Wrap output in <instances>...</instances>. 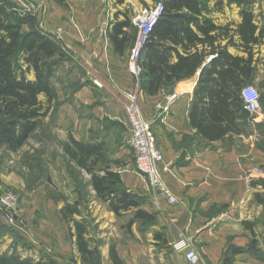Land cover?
<instances>
[{
    "label": "crops",
    "instance_id": "crops-1",
    "mask_svg": "<svg viewBox=\"0 0 264 264\" xmlns=\"http://www.w3.org/2000/svg\"><path fill=\"white\" fill-rule=\"evenodd\" d=\"M84 2L83 0L82 3ZM31 3L35 6L39 15L42 11L44 12L43 23L47 31L52 32L55 28H61V37L66 41V44H64L67 49L83 60L84 67L89 70L91 76L107 90L105 95L111 97V101L107 102L108 105H113V110L117 109L119 105L113 101V99H116V95L120 97L122 91H131L133 89V78L127 71L125 64L126 56L130 52L133 41L124 55L118 56L114 53L106 38V31L108 26V28L112 26L110 23L115 22L114 15L118 11H124L128 8L135 14L140 9L138 8V0H124V3L120 6L115 5L113 0L112 16L109 19V23H103L100 20V2L99 4L97 3V17L96 15L92 17L70 15L69 12L61 8H54V5H57L52 0H32ZM52 12L55 13L53 16H51ZM56 13L58 16H56ZM198 19L201 25H203L204 19H209L216 27H224L223 29L229 30L228 35L223 36L218 41L222 47L227 44L228 37L232 35V31L241 22L239 13L230 21L228 20L226 25L223 24V27L219 26L214 21V18L205 14H202ZM121 20H123V17L119 16L118 21ZM189 27L199 38L203 37L194 25ZM210 35H213V32H210ZM232 41L235 46L228 44L227 52L235 57L246 58V53L239 46L238 37L233 36ZM259 46H254L253 48L256 75L250 86L254 85L260 89L259 84L264 78V66H261L262 64L258 65V58L254 53ZM173 49L174 51L169 57L171 64L176 63L179 56L190 58L195 55H204L209 48L207 44H195L190 45L187 49H183L181 45H173ZM210 57L212 56L206 54L203 63L207 64L211 60ZM260 58L264 59V57ZM200 68L201 66L191 76L183 78V80L176 82L172 86L169 94H176L177 99L168 107L167 111L164 108L167 107V97L169 95L161 92L153 97H144L146 100L149 99L151 103L155 102L151 108L155 109L154 112L157 113L160 123L163 125V128L158 129L153 125L151 127L156 134V144L163 154L166 166L173 164L174 161L169 160V157L173 156V154L177 155L180 150L170 146V143L161 135V129L174 132L177 135H192L195 138V142L191 143L190 147L196 148V144L200 142L199 144L205 146L206 149L193 158L183 170L180 168L176 171L174 168L164 173V183L176 199L173 205H168L166 199L162 196H159L160 201H153L147 197L148 204L140 209L155 215L153 224L141 226L138 222L131 223L133 211L122 212L117 217L108 207L104 214L95 215L93 224L99 222L97 227L99 234L97 233L96 237L100 238L99 240L103 243L99 251L104 259V264H115L110 259V250L114 251L117 257L116 264H189L183 253L175 252L172 248L174 243L182 239L187 240L199 254L202 264H264V243L261 238L264 225L255 224L248 228L242 223L241 219L232 218L234 215L240 216L242 214L241 212H238L240 215L237 214L238 210H242L243 213H247L246 211L248 210L247 214L252 218H247L244 221L253 222L259 219L262 214V207L254 202L250 204L252 205L251 208L247 209L246 203H250L254 193L263 192L262 188L260 186H251V182L254 179L250 182L246 180L244 175L246 164L239 160L235 146L223 149L220 144L222 141L206 143L195 136V130L189 124L188 114L193 90L199 79ZM258 81L259 83L256 85L255 83ZM78 98L84 103L95 101L89 91L82 92ZM120 99L123 100V104L120 105L119 111L126 123L123 107L127 99L125 100L124 97H120ZM259 110L263 111L260 104ZM144 119L150 123L147 118ZM262 119V115H260L255 120L261 122ZM247 135H249L248 132L233 136V138L242 139ZM168 161L170 163L167 164ZM177 176H179L178 179L176 178ZM137 177H134L135 181L140 185L136 189H139L146 197L144 189L147 184H145L143 179L142 184L138 179L139 177ZM121 180L125 182L123 178ZM186 184H189L188 188L184 186ZM201 198L203 200L197 207L195 202ZM100 203L106 205L105 203ZM46 206L47 208L44 209L45 220L42 218L36 220V217L31 216L33 219H28L27 221L32 228L37 225L36 229L32 230L33 235L28 234V238L35 239V251L33 250L35 253H25L22 257H29L35 261L39 260V254L36 249L38 248V250L49 256L47 258L59 264H68L71 259L75 264H82L81 254L75 244L73 223L67 224L61 215L63 206L61 207L53 202H49ZM196 207L198 210L195 212ZM209 209H215L216 211L230 210V214L220 212L211 218V225L207 227L201 226V217ZM126 215H129L130 219L126 222L120 221V218ZM37 217L40 216L37 215ZM74 220L79 223L82 218L74 216ZM66 225H68V228ZM141 228H146V231ZM92 233L87 230V235L85 236L89 241V249L95 247L91 243L92 240L94 241V237H92L94 233ZM69 234H73V237L70 238ZM252 241L256 242L255 247L252 250H248Z\"/></svg>",
    "mask_w": 264,
    "mask_h": 264
},
{
    "label": "trees",
    "instance_id": "trees-1",
    "mask_svg": "<svg viewBox=\"0 0 264 264\" xmlns=\"http://www.w3.org/2000/svg\"><path fill=\"white\" fill-rule=\"evenodd\" d=\"M54 1L67 6L65 0ZM114 1L118 6L124 3V0ZM210 1L163 0L164 13L141 52L142 73L139 81L140 92L144 96L153 97L164 91L170 92L176 82L191 76L201 66L188 118L195 136L206 143L230 140L233 136L250 131V114L243 107L241 90L255 80L253 48L264 39V24L256 25L255 15L250 7H246L240 10L241 22L222 47L218 41L227 36L229 30L216 27L209 19H204L201 25L198 19L204 12H208L206 6ZM119 16L123 20L118 21ZM131 18L132 11L126 8L118 11L114 15L115 22L110 23V28L107 27L106 38L118 56H123L135 39ZM190 25H194L203 37L199 38ZM233 36L238 37L239 46L246 53V58L235 57L227 52L228 44L235 46ZM195 44H207L209 49L206 54L212 56L207 64L203 63L206 54L190 58L179 56L176 63L169 62L174 51L173 45L187 49ZM66 55L52 38L39 30L20 32L19 25L10 21L0 9V144L8 150L16 152L21 149L57 101L51 79ZM24 67L26 72L33 71V80L26 78ZM257 92L264 112V78ZM63 153L79 168L87 171L96 199L105 203L117 217L122 212L133 211L131 223L138 222L141 226H147L155 222V215L141 210L136 197L124 189L119 174L108 169L95 171L96 165L104 161V144L85 143L68 137L63 145ZM251 186H260L263 190L254 193L253 200L262 207L264 215V179L253 180ZM78 214V209L68 204L61 209L65 222L74 225L78 252L87 258L97 251L89 249L85 225L74 220L73 217ZM255 223L244 221L243 224L250 228ZM261 238L264 243V229ZM255 243L252 241L248 250L254 249ZM109 256L116 264L114 251L110 250ZM0 264L59 263L49 258L36 261L29 257L23 258L15 249L13 252L2 253Z\"/></svg>",
    "mask_w": 264,
    "mask_h": 264
},
{
    "label": "rangeland",
    "instance_id": "rangeland-1",
    "mask_svg": "<svg viewBox=\"0 0 264 264\" xmlns=\"http://www.w3.org/2000/svg\"><path fill=\"white\" fill-rule=\"evenodd\" d=\"M52 1L57 5H54V8H61L69 12L70 15L85 17H92L93 15L97 17V3L99 4L100 2L101 22L109 23V19L112 16L113 0H84V3H82L83 0H65L66 7L59 5L54 0ZM31 2L32 0H0V9L3 10L10 21L19 25L20 32L25 33L31 30H39L52 38L67 55L51 79V83L57 94V101L50 108L47 116L41 120L35 133L16 152H12L0 144V199L6 194H11L15 200L14 212L11 214H7L0 206V255L4 252H13L15 249L20 256L25 253H35V239L28 238V234H32L37 225L32 228L27 221L28 219H33L31 216L36 217V220H40L41 218L45 220L44 209L47 208L46 204L53 202L61 207L67 204L76 207L79 214L75 216L82 218V221L79 223L85 225L88 231L90 230L91 233H94L92 236L94 237V241L92 240L91 243L95 246L93 250L96 249L97 252L91 256H87V258L81 256V263L104 264V259L101 257L99 251L103 243L99 240L100 238L96 237L99 222L94 224L93 222L95 221V215L104 214L107 206L97 201L89 184V174H87L85 169L79 168L63 153V145L68 141V137L85 143L104 144V161L96 165L95 171L99 172L108 169L111 172L119 174L120 178H123L125 181L123 182L124 189L136 197L140 208L148 204L147 197L153 201H160L158 194L151 189L141 174L137 172L134 152L127 145L130 132L127 127V121L125 123L119 107L121 108L120 105L123 104V100L120 97H124L126 100V96L130 90L122 91L120 97L116 95V99H113V101L118 103L119 107L117 106V109L113 110V105H108L107 103L111 101V97L105 95L107 90L91 76L89 70L84 67L83 60L67 49L65 46L66 41L61 37L62 33H60L61 38L54 36L55 31L61 30V28H55L52 32L47 31L43 23L44 12L42 11L39 15V12ZM138 2V8L144 9L156 3H163V0H138ZM246 7H250L255 15L256 24L262 26L264 24V0H211L206 6L208 12H204L203 14L211 16L219 26L223 27V24L226 25L228 20L230 21L238 13L240 14V10ZM54 14L52 12L51 16ZM135 14L132 11V18ZM56 16H58L57 13ZM133 30L135 32L134 38H136L137 28L134 25ZM134 41L130 52L133 49ZM130 52L126 56L125 64ZM254 53L257 55L258 65L262 64L261 66H264V59L260 58L264 57V39ZM23 69L26 78L33 80V71L26 72V67ZM258 83L259 81L255 84L257 85ZM252 87L257 91L259 90L254 85ZM88 91L95 101L84 103L78 97L81 96L82 92ZM170 92L164 91L163 94L170 96L172 95L169 94ZM140 95L138 103L140 101L139 107H141L140 110H142L143 118H147L156 129L163 128L157 113L154 112L155 109L151 108L155 102L151 103L149 99L146 100L142 93ZM113 104L115 103L113 102ZM147 108L148 110H146ZM260 115L263 118L261 122L255 120ZM248 129L251 131H247L249 135L244 136V138L237 139V137H232L230 140H224L220 144L223 149H228L232 146L236 147L239 160L246 164L244 170L245 178L250 182L253 179H264L263 111L259 110L258 113L250 115ZM160 133L170 143L172 148L180 150L179 153L176 151L177 155L173 154V156L169 157V160L174 162L173 164H168L170 161L167 162L169 165H167V171L174 168L176 171L180 168L183 170L193 158L206 149L205 146L199 144L200 142L196 144V148L190 147V144L195 142V138L192 135H177L174 132L164 131L163 129H161ZM153 135L156 138L154 131ZM255 171H257L256 176L254 175ZM97 174L99 175L100 173ZM135 176L139 177H137L139 181L142 182L143 179L145 184H147V187L144 189L146 197L139 189H136L140 184L138 185L135 181ZM176 178L178 179L179 176ZM184 186L188 188L189 184ZM202 200L203 198L196 202L193 200V202L199 207ZM252 200L253 198L251 197L250 203H246L247 209L251 208V203H254V200ZM197 207L195 212L198 210ZM42 211L43 215L41 216ZM220 212L230 214V210L216 211L215 209H209L201 217V226L207 227L211 225V218ZM238 212L242 214L240 215ZM246 212L248 213V210ZM236 213L240 216L234 215L232 218L241 219L242 223H244L245 219L251 217L247 213H243L242 210H238ZM37 215L40 217H37ZM129 219L130 216L126 215L122 216L120 221L126 222ZM255 222V224L261 226L262 224L264 225V215L261 214ZM66 226L68 228V225ZM141 229L146 231V228ZM69 236L72 238L73 234H69ZM36 249L39 258L48 259L47 257L49 256L43 251L38 250V248ZM68 264H75V262L71 259Z\"/></svg>",
    "mask_w": 264,
    "mask_h": 264
},
{
    "label": "built area",
    "instance_id": "built-area-1",
    "mask_svg": "<svg viewBox=\"0 0 264 264\" xmlns=\"http://www.w3.org/2000/svg\"><path fill=\"white\" fill-rule=\"evenodd\" d=\"M164 13V4L156 3L149 8L140 9L132 18V24L137 28V35L134 46L129 54L126 68L133 78L134 89L128 92L127 102L124 106L127 127L129 129V139L127 145L133 150L135 155L136 170L144 178L146 183L158 196L166 199L168 205H173L176 199L166 187L163 175L168 167L164 164L162 152L157 148L155 137L151 128V123L146 121L139 107L140 91L138 88L139 78L142 73L140 66L141 52L149 39V36ZM61 30L55 31L54 36L59 37ZM212 58V57H210ZM209 61V59H208ZM241 97L243 107L253 115L259 111V95L256 89L248 85L242 88ZM177 99L176 94L167 97V107L172 105ZM256 172L254 175L256 176ZM260 177V175H259ZM255 180V179H254ZM1 208L7 213L14 212L15 200L11 194H6L0 199ZM173 251L183 253L189 264H202L199 254L191 247L187 240H179L172 246Z\"/></svg>",
    "mask_w": 264,
    "mask_h": 264
}]
</instances>
